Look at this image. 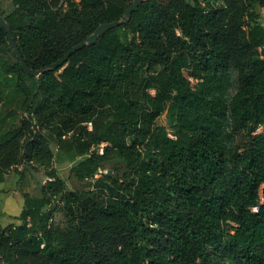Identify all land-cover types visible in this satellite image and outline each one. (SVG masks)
<instances>
[{"label": "trees", "instance_id": "1", "mask_svg": "<svg viewBox=\"0 0 264 264\" xmlns=\"http://www.w3.org/2000/svg\"><path fill=\"white\" fill-rule=\"evenodd\" d=\"M134 1L12 0L14 11L0 13L40 71ZM258 8L264 0H144L127 24L40 77L24 72L0 26V69L29 83L22 111L44 98L71 120L70 129L0 128V183L13 172L24 199L18 225L0 222V264H264ZM162 117L174 138L156 125ZM52 144L80 158V180L100 176L95 190L64 194ZM110 162L126 165L123 177L104 173ZM29 166L49 177L40 196ZM59 196L67 230L47 212Z\"/></svg>", "mask_w": 264, "mask_h": 264}, {"label": "rangeland", "instance_id": "2", "mask_svg": "<svg viewBox=\"0 0 264 264\" xmlns=\"http://www.w3.org/2000/svg\"><path fill=\"white\" fill-rule=\"evenodd\" d=\"M0 8L6 13V15L12 13L14 11L12 0H2ZM257 11L261 14V16H264L263 9L258 8ZM1 55L5 58H9L10 62L14 61L11 51L7 48L2 49ZM25 90L30 91L29 83L25 78L22 77L18 79L12 75L5 74L0 69V120L3 117L6 118L5 123L2 124L0 122V128H21L28 126L38 132L49 129L53 126L65 124L67 128L70 129V118L64 116L58 110L53 108L44 98H42L41 102L30 116L24 113L21 109V105ZM152 93L154 94V92ZM156 125L158 127L166 128L167 133L174 138L173 130L167 127L166 121L163 117L156 121ZM87 128L89 131L92 130L91 125H88ZM51 146L55 154V159L52 163L53 167L57 170L59 176H61L65 182L64 194L68 195L73 192H89L95 190L94 185L100 176H95L94 178L88 180H80L75 171L80 158L71 159L67 154L59 150L57 144H52ZM105 146H107V144L94 148L93 151L95 150L98 152L97 149L105 148ZM107 167L108 168L104 173H107L111 170V167H114L115 170L112 174L119 178L123 177L126 169L125 164H117L115 162L108 163ZM30 170L36 182V194L40 196V188L49 181V177L46 175L44 168L34 166L32 168L30 167ZM18 180L19 177L13 172H10L5 181L0 183V222L4 226L9 224H19L15 218L21 214L24 199L21 194L17 192ZM98 193L102 198H106V194L103 192ZM47 212H51V222L54 228L67 230L73 224V220L67 216L62 196L57 197L52 202L51 206L47 209Z\"/></svg>", "mask_w": 264, "mask_h": 264}, {"label": "water", "instance_id": "3", "mask_svg": "<svg viewBox=\"0 0 264 264\" xmlns=\"http://www.w3.org/2000/svg\"><path fill=\"white\" fill-rule=\"evenodd\" d=\"M143 1L144 0H135L134 3L126 10L125 15L122 18V20L117 21V22H113V23H109V24L100 25L96 29L95 33L92 36H90L86 41H84V42L80 43L79 45H77L76 47L72 48L63 58H61L58 62L53 64L51 68H46V69H43L40 71H35V70L31 69L26 64V62H25V60H24V58H23V56L19 50V47H18L15 39L13 38L12 32H11L8 24L6 23L4 17L1 15V13H0V26L6 31L7 38H8V44L14 50V52L17 56V59L20 62L24 72L31 77H40L46 73L55 72L58 69L62 68L75 53L86 48L87 46H91V45L95 44L107 32L114 30V29H117L124 24H127L130 21L132 14L139 9V6ZM106 174L111 175L112 171L109 170Z\"/></svg>", "mask_w": 264, "mask_h": 264}, {"label": "built area", "instance_id": "4", "mask_svg": "<svg viewBox=\"0 0 264 264\" xmlns=\"http://www.w3.org/2000/svg\"><path fill=\"white\" fill-rule=\"evenodd\" d=\"M262 132H264V126H262V127H260L259 129H258V133H262ZM170 136V135H169ZM171 137V136H170ZM172 138V137H171ZM98 153L99 154H103V148H99L98 149ZM253 211L255 212V211H257V209H253Z\"/></svg>", "mask_w": 264, "mask_h": 264}, {"label": "crops", "instance_id": "5", "mask_svg": "<svg viewBox=\"0 0 264 264\" xmlns=\"http://www.w3.org/2000/svg\"><path fill=\"white\" fill-rule=\"evenodd\" d=\"M24 206V205H23ZM22 210H23V208H22ZM22 210H21V212H22Z\"/></svg>", "mask_w": 264, "mask_h": 264}]
</instances>
